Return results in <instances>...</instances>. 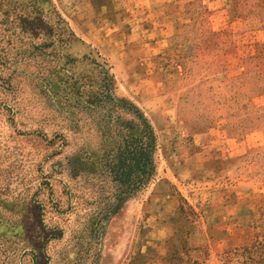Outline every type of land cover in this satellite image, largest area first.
Masks as SVG:
<instances>
[{
	"label": "rangeland",
	"instance_id": "rangeland-1",
	"mask_svg": "<svg viewBox=\"0 0 264 264\" xmlns=\"http://www.w3.org/2000/svg\"><path fill=\"white\" fill-rule=\"evenodd\" d=\"M175 1L174 40L144 57L135 41L174 30L163 0H119L100 48L54 0H0V264H264V0ZM99 55L118 108L155 128L138 189L116 175L103 108L84 106Z\"/></svg>",
	"mask_w": 264,
	"mask_h": 264
},
{
	"label": "trees",
	"instance_id": "trees-1",
	"mask_svg": "<svg viewBox=\"0 0 264 264\" xmlns=\"http://www.w3.org/2000/svg\"><path fill=\"white\" fill-rule=\"evenodd\" d=\"M65 19V18H63ZM75 37L76 35L73 34ZM100 56V55H99ZM101 58V56H100ZM103 59V58H101ZM72 60H78L72 58ZM98 75L95 90L84 106L101 105L103 111L96 123L98 131L107 141L108 154L116 169L117 177L128 188L138 189L153 178L157 168V135L151 120L134 103L126 101L128 107L120 110L119 98L115 94L116 77L113 68L105 59L85 56ZM60 93L75 90L77 81H66ZM115 109V110H114ZM113 169V170H114ZM115 171V170H114Z\"/></svg>",
	"mask_w": 264,
	"mask_h": 264
},
{
	"label": "crops",
	"instance_id": "crops-1",
	"mask_svg": "<svg viewBox=\"0 0 264 264\" xmlns=\"http://www.w3.org/2000/svg\"><path fill=\"white\" fill-rule=\"evenodd\" d=\"M58 4V8L63 17L69 22L75 34L81 39L86 41L93 47L104 46V37L110 33L111 40L107 42V45H114L116 36L118 37L117 30L122 26V16L128 15V10H125L123 6L118 2L119 0H54ZM133 1V0H132ZM232 0H226L228 5ZM140 2L148 3L151 0H134V5L138 6ZM180 8L178 2L175 0H163L162 9L160 11V17L165 18L168 16L171 20L170 24H173L174 30L168 25L164 33L161 31L160 39L155 38V30L157 26H154L152 35H145V39H141L138 43L134 42L132 50H136L139 56H150L161 51V47H164L175 38L176 31V15L179 14ZM105 16L102 21L98 16ZM117 16V17H116ZM173 17V19H172ZM82 19V21H80ZM122 22V23H121ZM83 24V25H81ZM121 29V28H120ZM110 31V32H108ZM175 32V33H174ZM106 33V34H104ZM114 48V47H113ZM118 50L109 49L106 55L113 56L117 54Z\"/></svg>",
	"mask_w": 264,
	"mask_h": 264
}]
</instances>
